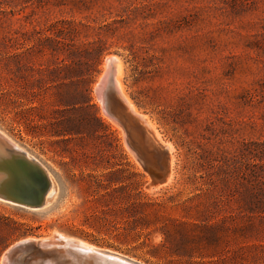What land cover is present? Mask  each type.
<instances>
[{
	"label": "rangeland",
	"instance_id": "obj_1",
	"mask_svg": "<svg viewBox=\"0 0 264 264\" xmlns=\"http://www.w3.org/2000/svg\"><path fill=\"white\" fill-rule=\"evenodd\" d=\"M61 36L72 45L65 53L46 39ZM110 56L122 61L128 98L173 147L166 186L149 187L127 134L96 98ZM0 131L56 186L40 210L0 202V264L11 246L53 234L168 264L143 237L123 243L88 226L141 195L178 218L235 208L228 201L240 192L213 183L210 163L236 166L247 144L264 142V0H0ZM248 234V244L264 240Z\"/></svg>",
	"mask_w": 264,
	"mask_h": 264
},
{
	"label": "trees",
	"instance_id": "obj_2",
	"mask_svg": "<svg viewBox=\"0 0 264 264\" xmlns=\"http://www.w3.org/2000/svg\"><path fill=\"white\" fill-rule=\"evenodd\" d=\"M46 39L61 53L72 48L64 36L53 41L50 37ZM237 159L236 166H231L232 160L228 158L210 163L212 169L218 168L213 183L224 187L233 185L234 190L240 192L238 197L228 201L235 208L228 206L225 215L219 218L218 211L213 215L196 212L173 217L163 212L164 203L141 195L133 202L125 199L126 204L118 211L95 216L97 227H88L98 233L114 234V238L123 243L143 237L145 241L141 245L148 248L147 253L156 259L164 256L168 264H264V240L256 244L245 241L249 242L248 233L264 235V231L257 228L264 225V142L247 144ZM231 173H236L237 177L232 178ZM97 185L102 190L110 188L101 180ZM109 225L112 230L107 228ZM156 234L161 235V242L148 244L149 237ZM23 235L19 232V236ZM238 239L245 242H237Z\"/></svg>",
	"mask_w": 264,
	"mask_h": 264
},
{
	"label": "water",
	"instance_id": "obj_3",
	"mask_svg": "<svg viewBox=\"0 0 264 264\" xmlns=\"http://www.w3.org/2000/svg\"><path fill=\"white\" fill-rule=\"evenodd\" d=\"M102 76L103 78L113 80L111 73H103ZM107 92L108 89L106 87L100 86L97 90V98L103 105L102 107L104 111L109 114V100L105 96ZM135 128L137 135H130V139L132 144H134L133 149L137 156L140 159L145 156L150 163L149 165L152 166H150V168L153 173L149 171V169H146L152 178L150 186L157 187L162 185L165 183L168 176L169 161L163 152L155 150V154H150L147 149L143 148L142 143H144L143 139L146 140V134L139 124H136ZM6 140V138H1L0 136L1 143L8 144ZM1 152L4 154L5 151L0 148V170H2L4 166L7 168L8 172H11L15 176V178H13V186H7L5 189H3L4 187H0V202L29 210L41 209L42 204L40 202L43 194L41 192L42 188L39 184H35L33 179L38 176L41 180H37H40L43 186L49 188L47 176L45 175L46 177H44L43 174L40 175L36 171H31L30 173L26 172L25 168L22 166V163L26 161V157L23 154L14 161L11 158L2 155ZM155 159L158 160L155 161ZM16 165H20V171L16 169ZM5 191H9V193ZM11 247L8 248L9 250L7 249V264H142L132 261L129 258L128 259L131 260V263L127 262L122 258L114 256L110 251L91 250L90 252L85 253L84 250L75 246L65 247L64 250H56L53 249L49 243L43 241H30Z\"/></svg>",
	"mask_w": 264,
	"mask_h": 264
},
{
	"label": "bare ground",
	"instance_id": "obj_4",
	"mask_svg": "<svg viewBox=\"0 0 264 264\" xmlns=\"http://www.w3.org/2000/svg\"><path fill=\"white\" fill-rule=\"evenodd\" d=\"M122 72L123 71H122L121 59L117 56L107 57L105 62H104L103 68H102V73H101V75L97 81L98 84L95 85L96 88L94 87L96 98H97V90L99 89L100 86L106 87L108 89V92L106 93L105 96L109 100L108 101L109 102L108 103L109 114L104 111V109L102 107L103 105L101 104L100 100L98 98L97 99L100 102L101 108L103 110V114L107 118H109L111 121H113L114 123H116L120 127H122L123 130L125 131V133L127 134V140H128V143H129L131 150L134 153V155L137 156V154L135 153V151L133 149L134 144H132V142H131L130 135H133L132 133L137 134V131L135 128L136 124H139L142 127V129H144V132L146 134V136H145L146 140L143 139L144 140L143 147L145 149H147L148 152H151L150 154H155L154 153V152H156L155 150H159L165 154V156L167 157V159L169 161V172H168V176H167L165 183H164V186H166L172 180V174H171L172 169H171V167L173 165V160H174L173 155H172L173 147L170 143H165L162 140L160 134L158 133V131L156 130L154 124H152L150 119L147 116L140 113L137 110V108L134 106V104L131 102V100L128 98V96L126 95V93L124 91V87H123L122 81H121ZM103 73L104 74L111 73L113 76V80L103 78V76H102ZM0 136H1V138L4 137L8 140V141L6 140V142L8 144L0 142V148L3 151H5L4 154H3V152H1L2 155L9 157L12 160L16 161V158L18 159V157L21 156V154H23L26 157V161L24 163H22V166H23V168H25L26 172L30 173L31 171H36L40 175L43 174L44 177L47 176L48 182H49V188H47V187L43 186V184H41L42 183L40 181L41 178H39L38 176L34 177V179H33V182L35 184H39L42 188L41 192L43 194L41 196V202L40 203L42 204L41 207L43 208L47 204L51 194L56 191V186L52 182L53 180L50 178L46 169L38 161H36L34 158L30 157L21 148L14 145V143L6 135H4L1 131H0ZM141 158L142 159H140L138 157L139 163L143 166V168L145 170L149 169V171H151L153 173L152 169L150 168L151 165H149L150 163L148 162L146 157L143 156ZM157 160L158 159H155V161H157ZM15 167L17 170H19V171L21 170L20 165H16ZM4 168L5 167L3 166V169L0 170V178H1L0 187H2V188L4 187L3 189L7 188V186H13V182H14L13 178H15V176L11 172H8L7 168H5V169ZM146 171L148 172V170H146ZM154 178H155V176H154ZM37 179H40L39 180L40 183ZM7 182H8V184H7ZM150 185L151 184H149V187H151ZM5 192L9 193V191H5ZM36 210H38V209H36ZM30 241L47 242V243H49V245L53 249H56V250H64L65 247L75 246L77 248L79 247V249L84 250L85 253H88L91 250L104 251V250L98 249V248H96L90 244L65 238L64 236L59 235V234H58V236L53 234V237L50 239H41V240H29L28 239V241H23L21 243H26V242H30ZM21 243H18L14 246L20 245ZM78 245H80V246H78ZM8 250L2 256L1 264H7L6 254H7ZM112 254L118 258H122L123 260H125L127 262H130L131 260L138 262L134 259L123 256L121 254H117L114 252H112ZM128 258L131 260H129Z\"/></svg>",
	"mask_w": 264,
	"mask_h": 264
}]
</instances>
